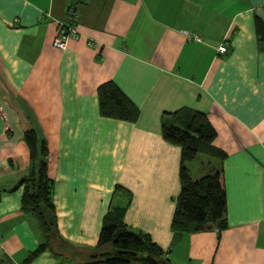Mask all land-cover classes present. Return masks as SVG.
<instances>
[{"label": "crops", "instance_id": "obj_1", "mask_svg": "<svg viewBox=\"0 0 264 264\" xmlns=\"http://www.w3.org/2000/svg\"><path fill=\"white\" fill-rule=\"evenodd\" d=\"M70 0H0V264H82L45 251L21 209L38 129L60 236L93 250L117 208L124 225L148 235L176 264H264V0H81L76 36L52 46ZM197 35L200 41L186 34ZM220 46L224 53H218ZM113 82L137 107L135 122L99 114L97 91ZM214 128L197 180L222 169L226 228L174 236L181 149L161 134L181 109Z\"/></svg>", "mask_w": 264, "mask_h": 264}, {"label": "trees", "instance_id": "obj_2", "mask_svg": "<svg viewBox=\"0 0 264 264\" xmlns=\"http://www.w3.org/2000/svg\"><path fill=\"white\" fill-rule=\"evenodd\" d=\"M80 2L70 0L69 7H76ZM255 31L258 41L264 46V23L259 19L255 21ZM97 97L100 116L129 123L137 120V107L113 82L100 85ZM169 116L163 121L162 137L181 149L180 191L174 200L171 232L176 237L216 229L219 237L221 230L226 228L222 169L193 180L186 168V163L194 161L200 154L221 161L225 158L224 153L212 145L216 132L202 112L184 108ZM23 140L29 152V170L16 188L22 187L21 209L31 216L42 236V242L27 261L50 251L55 257L80 260L82 264H146L140 262V258L170 264L166 253L148 235L134 232L124 225L122 210L117 208L104 220L98 243L90 252L62 239L53 202V181L48 176L47 141L36 128L26 130Z\"/></svg>", "mask_w": 264, "mask_h": 264}, {"label": "built area", "instance_id": "obj_3", "mask_svg": "<svg viewBox=\"0 0 264 264\" xmlns=\"http://www.w3.org/2000/svg\"><path fill=\"white\" fill-rule=\"evenodd\" d=\"M76 7H68V22L64 24H59L56 36L52 41V46L56 49L63 50L66 46V41L70 38L76 36V31L74 29V23L78 20V15L76 13ZM189 39L200 41V37L197 35H190L185 33ZM225 47L220 46L217 51L218 53H224Z\"/></svg>", "mask_w": 264, "mask_h": 264}, {"label": "rangeland", "instance_id": "obj_4", "mask_svg": "<svg viewBox=\"0 0 264 264\" xmlns=\"http://www.w3.org/2000/svg\"><path fill=\"white\" fill-rule=\"evenodd\" d=\"M205 156H203L202 154H200L192 163H193V167L195 168L196 167V169H201V162H202V159L204 158ZM166 259L168 260V262L170 263V264H176L175 262H173L172 261V263H171V260H169V258L168 257H166Z\"/></svg>", "mask_w": 264, "mask_h": 264}, {"label": "water", "instance_id": "obj_5", "mask_svg": "<svg viewBox=\"0 0 264 264\" xmlns=\"http://www.w3.org/2000/svg\"><path fill=\"white\" fill-rule=\"evenodd\" d=\"M122 254H125V252H123ZM132 256H133V254H132ZM136 260H137V258H136ZM140 262L142 261V262H144V263H146V264H166V263H164V262H157V261H150L149 260V258H140V259H138ZM137 260V261H138Z\"/></svg>", "mask_w": 264, "mask_h": 264}]
</instances>
